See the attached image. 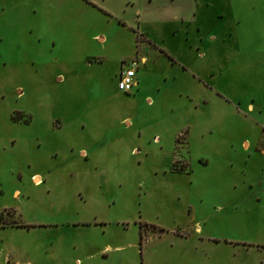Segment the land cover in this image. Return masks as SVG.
Returning <instances> with one entry per match:
<instances>
[{
    "label": "rangeland",
    "instance_id": "374dc122",
    "mask_svg": "<svg viewBox=\"0 0 264 264\" xmlns=\"http://www.w3.org/2000/svg\"><path fill=\"white\" fill-rule=\"evenodd\" d=\"M0 264H264V0H0Z\"/></svg>",
    "mask_w": 264,
    "mask_h": 264
},
{
    "label": "built area",
    "instance_id": "2783aa9c",
    "mask_svg": "<svg viewBox=\"0 0 264 264\" xmlns=\"http://www.w3.org/2000/svg\"><path fill=\"white\" fill-rule=\"evenodd\" d=\"M136 67V59L130 60L121 67L116 77L117 90L121 91L122 93H130L132 87L135 85L134 76Z\"/></svg>",
    "mask_w": 264,
    "mask_h": 264
},
{
    "label": "flooded vegetation",
    "instance_id": "af4514ba",
    "mask_svg": "<svg viewBox=\"0 0 264 264\" xmlns=\"http://www.w3.org/2000/svg\"><path fill=\"white\" fill-rule=\"evenodd\" d=\"M121 62H122V61H121ZM121 62H120L119 68H118L119 70H120L121 67L125 64V63H123V62L121 63ZM255 244L257 245V244H259V243H255ZM255 244H254V245H255Z\"/></svg>",
    "mask_w": 264,
    "mask_h": 264
},
{
    "label": "bare ground",
    "instance_id": "6f19581e",
    "mask_svg": "<svg viewBox=\"0 0 264 264\" xmlns=\"http://www.w3.org/2000/svg\"><path fill=\"white\" fill-rule=\"evenodd\" d=\"M34 180H35L36 184H39V179L38 178H34Z\"/></svg>",
    "mask_w": 264,
    "mask_h": 264
},
{
    "label": "crops",
    "instance_id": "0c3cea01",
    "mask_svg": "<svg viewBox=\"0 0 264 264\" xmlns=\"http://www.w3.org/2000/svg\"><path fill=\"white\" fill-rule=\"evenodd\" d=\"M142 60H143V59L141 58V61H142ZM134 81H135V84H136V80H134ZM247 107H248V108H250L251 106H250V105H248Z\"/></svg>",
    "mask_w": 264,
    "mask_h": 264
}]
</instances>
